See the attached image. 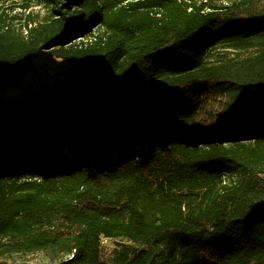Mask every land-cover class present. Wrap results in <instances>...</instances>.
I'll return each instance as SVG.
<instances>
[{"label":"trees","instance_id":"obj_1","mask_svg":"<svg viewBox=\"0 0 264 264\" xmlns=\"http://www.w3.org/2000/svg\"><path fill=\"white\" fill-rule=\"evenodd\" d=\"M38 252L264 264V0H0V264Z\"/></svg>","mask_w":264,"mask_h":264},{"label":"rangeland","instance_id":"obj_2","mask_svg":"<svg viewBox=\"0 0 264 264\" xmlns=\"http://www.w3.org/2000/svg\"><path fill=\"white\" fill-rule=\"evenodd\" d=\"M197 3H206L209 5H227L230 4L233 0H194ZM49 9L45 5H32L31 11L27 13H18L13 14L12 12L7 11L9 17H17V22H13L14 25L18 27H24L26 18L31 15L32 17L37 16L38 20H42L43 17L47 15ZM34 66L37 72L26 74L20 81L19 85L16 88H8L4 92V97L9 100L16 98H22L25 96L33 95L37 92H40L48 88L54 80L48 77V73L52 72L54 75L62 71L66 63L60 59L53 58L46 54H41L34 60ZM104 245L111 248L114 246V242L103 240ZM62 260V259H61ZM9 261H26L30 264H58V259L55 261L52 258L51 253L47 252H38L31 255H15L9 258Z\"/></svg>","mask_w":264,"mask_h":264},{"label":"built area","instance_id":"obj_3","mask_svg":"<svg viewBox=\"0 0 264 264\" xmlns=\"http://www.w3.org/2000/svg\"><path fill=\"white\" fill-rule=\"evenodd\" d=\"M7 11H8V13H9V11L10 10H6V13H7ZM29 11H31V8H28V9H24V8H21V7H15L12 11H10V12H12L13 14H15L16 12H18V13H27V14H29ZM8 17H9V15H8ZM9 18H11V17H9ZM16 19H14L12 22H17V17H15ZM13 25H14V23H13ZM37 26V21H27V19H26V21H25V23H24V27L22 28H20V27H16L15 25H14V27L16 28V29H18V31H20L24 36H27L28 35V32H29V30L30 29H32V28H34V27H36ZM7 28V27H6ZM5 28V29H6ZM48 75L49 76H54V74L52 73V72H49L48 73Z\"/></svg>","mask_w":264,"mask_h":264}]
</instances>
